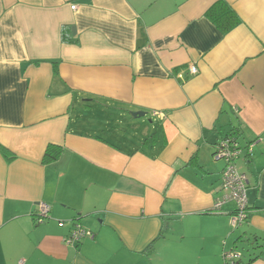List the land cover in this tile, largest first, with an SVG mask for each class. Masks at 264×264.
<instances>
[{
  "label": "crops",
  "instance_id": "obj_1",
  "mask_svg": "<svg viewBox=\"0 0 264 264\" xmlns=\"http://www.w3.org/2000/svg\"><path fill=\"white\" fill-rule=\"evenodd\" d=\"M221 137L252 147L237 229L234 203L213 211ZM49 146L61 154L45 163ZM75 222L94 238L68 246ZM229 251L264 264V0H0V264Z\"/></svg>",
  "mask_w": 264,
  "mask_h": 264
},
{
  "label": "built area",
  "instance_id": "obj_2",
  "mask_svg": "<svg viewBox=\"0 0 264 264\" xmlns=\"http://www.w3.org/2000/svg\"><path fill=\"white\" fill-rule=\"evenodd\" d=\"M73 9L76 6L72 7ZM190 73L195 76L198 74V69L195 66L190 68ZM156 116L160 115L155 113ZM252 153V147L243 150L233 137H226L220 140L217 145V151L214 155L216 161H224L225 167L221 176L220 197L216 200L213 211L220 212L225 204L234 203L236 205L235 212L230 216L231 226L237 229L249 219V204H248V177L242 173L236 163L243 153ZM51 208L44 203L38 206L37 223L41 224L50 217ZM60 227L64 223L59 224ZM94 238L91 230L83 227L79 223H73L70 234L66 237L65 243L68 246H74L81 243L84 239ZM240 254L235 251L225 252L226 261L233 262L240 258Z\"/></svg>",
  "mask_w": 264,
  "mask_h": 264
},
{
  "label": "trees",
  "instance_id": "obj_3",
  "mask_svg": "<svg viewBox=\"0 0 264 264\" xmlns=\"http://www.w3.org/2000/svg\"><path fill=\"white\" fill-rule=\"evenodd\" d=\"M224 5H226L224 2H219V4L217 5V8L219 7V6H224ZM231 13V12H230ZM210 17H213V19H215L216 21H219L220 20V16L222 15V13L221 12H217L216 11V7L215 8H213L210 12H209V14H208ZM238 24V21H236V22H233V24L231 25V27H229L228 28V30L229 29H231L232 27H234V26H236ZM68 29L69 28H64L63 29V41L64 42H68V39H67V32H68ZM223 138H226V137H221L219 140H218V142H217V144H216V146H215V153H216V151H217V145L219 144V142H220V140L221 139H223ZM61 154V151H60V149L59 148H57V147H55V146H49L48 148H47V150H46V153H45V156H44V162L45 163H48V162H52V161H55L58 157H59V155ZM245 155L246 156H250V154H246L245 153ZM224 162V161H223ZM224 165H225V162H224ZM222 176V175H221ZM249 218H250V213H249ZM256 260V258L255 259H250L247 263H243V262H241V261H237V260H235V261H233V262H229V261H227V264H251V263H253L254 261Z\"/></svg>",
  "mask_w": 264,
  "mask_h": 264
},
{
  "label": "rangeland",
  "instance_id": "obj_4",
  "mask_svg": "<svg viewBox=\"0 0 264 264\" xmlns=\"http://www.w3.org/2000/svg\"><path fill=\"white\" fill-rule=\"evenodd\" d=\"M111 116H112V115H111ZM129 120H131V119H129ZM141 120H143V119L134 120V121L140 122ZM147 120H149V119H147ZM131 121H133V120H131ZM241 160H242V159H239V161L236 163L238 169H241V167H242V162H241ZM218 163H219L221 166H224V162H223V161H219Z\"/></svg>",
  "mask_w": 264,
  "mask_h": 264
},
{
  "label": "water",
  "instance_id": "obj_5",
  "mask_svg": "<svg viewBox=\"0 0 264 264\" xmlns=\"http://www.w3.org/2000/svg\"><path fill=\"white\" fill-rule=\"evenodd\" d=\"M131 116L133 118H141V117H145L146 116V113H143V112H136V113H131Z\"/></svg>",
  "mask_w": 264,
  "mask_h": 264
}]
</instances>
